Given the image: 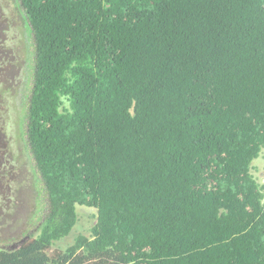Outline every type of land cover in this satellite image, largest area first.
I'll return each instance as SVG.
<instances>
[{"label": "trees", "instance_id": "16d2710c", "mask_svg": "<svg viewBox=\"0 0 264 264\" xmlns=\"http://www.w3.org/2000/svg\"><path fill=\"white\" fill-rule=\"evenodd\" d=\"M16 6L34 45L21 149L49 212L0 264H264V0ZM78 206L90 236L54 249Z\"/></svg>", "mask_w": 264, "mask_h": 264}, {"label": "rangeland", "instance_id": "374dc122", "mask_svg": "<svg viewBox=\"0 0 264 264\" xmlns=\"http://www.w3.org/2000/svg\"><path fill=\"white\" fill-rule=\"evenodd\" d=\"M33 61V41L16 0H0V241L12 240L11 246L36 236L49 212L44 184L27 147L21 149L25 136L18 127L29 106ZM252 173L264 187V149ZM77 212L76 227L54 249L65 251L77 235L90 236L96 210L78 206Z\"/></svg>", "mask_w": 264, "mask_h": 264}, {"label": "water", "instance_id": "95a60500", "mask_svg": "<svg viewBox=\"0 0 264 264\" xmlns=\"http://www.w3.org/2000/svg\"><path fill=\"white\" fill-rule=\"evenodd\" d=\"M23 241H24V240H23ZM23 241H21V243H22ZM19 246H20V244H19V245H15L14 247H16V248H17V247H19Z\"/></svg>", "mask_w": 264, "mask_h": 264}, {"label": "flooded vegetation", "instance_id": "af4514ba", "mask_svg": "<svg viewBox=\"0 0 264 264\" xmlns=\"http://www.w3.org/2000/svg\"><path fill=\"white\" fill-rule=\"evenodd\" d=\"M1 150V149H0Z\"/></svg>", "mask_w": 264, "mask_h": 264}]
</instances>
